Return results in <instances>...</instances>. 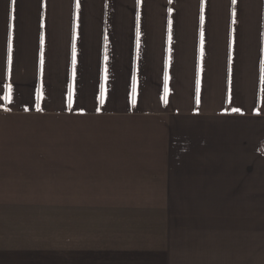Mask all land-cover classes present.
Here are the masks:
<instances>
[{"label":"crops","instance_id":"0c3cea01","mask_svg":"<svg viewBox=\"0 0 264 264\" xmlns=\"http://www.w3.org/2000/svg\"><path fill=\"white\" fill-rule=\"evenodd\" d=\"M0 264H264V0H0Z\"/></svg>","mask_w":264,"mask_h":264},{"label":"rangeland","instance_id":"374dc122","mask_svg":"<svg viewBox=\"0 0 264 264\" xmlns=\"http://www.w3.org/2000/svg\"><path fill=\"white\" fill-rule=\"evenodd\" d=\"M75 50V48H74ZM89 128H85L81 135H69L68 132L64 131L62 127L55 128L52 132L40 133L35 138L30 141L34 142L32 145L37 147L48 148L56 150V152H61L63 147H76L83 148V146H94L96 145V140L93 136V132L87 131ZM24 145V144H22ZM60 158V155H55ZM38 171L34 173L37 181L46 182H63L65 179H77L79 174L69 175L66 172V168L62 165L61 160L48 162L43 165L38 166ZM100 204H62V203H39V204H20V203H10L1 204V209H5V206L11 209H6L3 211H15V210H32L41 213L46 210H62L63 207L69 206H92ZM132 204H101L102 209L113 208V209H129ZM143 205V204H142Z\"/></svg>","mask_w":264,"mask_h":264},{"label":"snow or ice","instance_id":"6c2138e0","mask_svg":"<svg viewBox=\"0 0 264 264\" xmlns=\"http://www.w3.org/2000/svg\"><path fill=\"white\" fill-rule=\"evenodd\" d=\"M15 3V0H13V4Z\"/></svg>","mask_w":264,"mask_h":264}]
</instances>
